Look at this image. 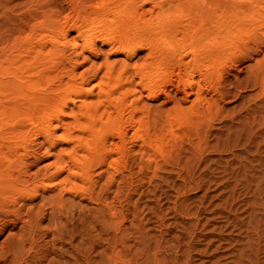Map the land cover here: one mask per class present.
Segmentation results:
<instances>
[{"label": "bare ground", "instance_id": "obj_1", "mask_svg": "<svg viewBox=\"0 0 264 264\" xmlns=\"http://www.w3.org/2000/svg\"><path fill=\"white\" fill-rule=\"evenodd\" d=\"M31 2L59 8L39 15L28 7L16 15L18 25L0 37V231L20 220L21 200L38 198L26 214L29 247L43 220L46 234L63 237L60 228L68 218L84 215L80 202L99 205L116 177L147 184L141 196L153 191V181L156 187L157 181L167 183L169 173L191 177L197 155L209 149L213 123L223 119L219 103L235 97L233 90L243 82L264 96V0ZM147 4L150 10L143 9ZM155 6L158 16L152 19ZM186 8L192 16H185ZM46 16L58 20L43 28ZM96 42L115 47L112 53L124 58L105 59L99 75L101 69H95L97 93L88 98L75 66ZM67 45L73 57L65 56ZM142 50L149 59L131 62ZM241 66L244 81L231 79ZM141 97L162 98L170 106L152 108ZM69 104L66 121L60 116ZM61 125L57 137L68 146L44 171L28 174L22 158L30 154L31 139L53 143V130ZM102 178L103 188L95 191Z\"/></svg>", "mask_w": 264, "mask_h": 264}, {"label": "rangeland", "instance_id": "obj_2", "mask_svg": "<svg viewBox=\"0 0 264 264\" xmlns=\"http://www.w3.org/2000/svg\"><path fill=\"white\" fill-rule=\"evenodd\" d=\"M31 1L0 0V37L18 25L16 15L28 7H36ZM39 1L42 4L45 0ZM151 6L147 4L143 9L150 10ZM36 8L41 15L59 7L37 5ZM186 9L185 16H192L190 8ZM158 10L155 6L149 16L154 19ZM67 14L65 10L61 16ZM54 17L46 16L43 28L58 20ZM113 48L96 42L93 52L83 51L85 59L78 57L76 78L84 81L85 97L96 95V79L92 74L95 69H101L97 75L101 74L105 59L110 63L123 60L120 52L112 53ZM70 52L71 47L65 46V56L73 57ZM145 54V50L139 51L130 61H142ZM249 63L253 61L243 66ZM243 66L232 71L231 79L244 81ZM254 87L243 82L240 91L233 90L235 97L219 103L224 120L213 123L207 139L209 149L197 155L191 177L182 179L181 175L169 173L167 183L157 181L161 187H156L153 181L155 193L145 191L143 196L140 194L147 184L139 187L137 179H133L130 185L116 177L104 188L99 205L87 200L80 202L84 215L68 218L60 228L64 238L46 234L47 220H43L35 235L36 242L30 247L25 235L26 214L39 199L21 200L17 206L23 202L25 206L18 212L20 220L0 231V264H64L66 261L72 264H264V96H257L258 89ZM140 100L160 110L170 106L162 104V98ZM70 107L72 104L64 109L61 119L71 118ZM61 130L62 125L53 130L55 136L50 144L42 136L31 139L30 154L22 158L26 163L22 167L28 174L44 171L59 150L68 146L57 137ZM99 171L95 169L94 178ZM104 182V178L98 181L95 191L103 188ZM129 193L132 194L127 197ZM2 225L0 219V228Z\"/></svg>", "mask_w": 264, "mask_h": 264}]
</instances>
